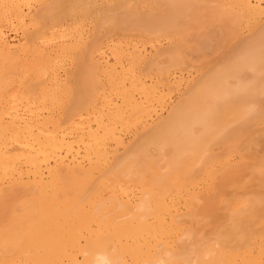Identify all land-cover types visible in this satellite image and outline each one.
<instances>
[{"label":"bare ground","instance_id":"bare-ground-1","mask_svg":"<svg viewBox=\"0 0 264 264\" xmlns=\"http://www.w3.org/2000/svg\"><path fill=\"white\" fill-rule=\"evenodd\" d=\"M37 6L0 0V264H264V0Z\"/></svg>","mask_w":264,"mask_h":264},{"label":"rangeland","instance_id":"rangeland-1","mask_svg":"<svg viewBox=\"0 0 264 264\" xmlns=\"http://www.w3.org/2000/svg\"><path fill=\"white\" fill-rule=\"evenodd\" d=\"M30 2H31L32 10H33V9L35 10V8L38 9L39 6H37V5H38L40 2L42 3L43 0H41V1H39V0L37 1V0H36V2H38V3H36L35 0H30ZM33 3H34V4H33ZM35 3H36V4H35ZM35 6H37V7H35ZM17 27H19V25L14 26V27L12 28V30H11V29H10V30H7V34H8L9 39H10L12 42H14V43H17V42H18L19 40H21V38H22V32H23V30H21L22 27H21V26H20L21 28H17ZM14 28H15V29L17 28L16 30H17L18 32H17ZM187 50H188L189 52H188ZM190 50H191V52H190ZM190 50H189V48L186 49V56H187V58H190V56H191L192 60H193V59H194V60H195V59H199V60H197L196 62H194V61L192 62V60H191L192 63H195V64H196L198 61L201 60V59H200L201 57H198V58H197V55H195V53L197 54L198 52H196V51H194V50H192V49H190ZM193 52H195V53H193ZM188 54H190V55H188ZM211 55H212V54L208 55V56L211 57L210 59H212V57H214V56L216 57L217 54H213V56H211ZM199 56H200V54H199ZM215 57L213 58V60H214V61H212L213 63L210 62L212 65H213V64L216 62V60H217V57H216V59H215ZM191 58H190V59H191ZM206 59H208V57H207ZM208 60H209V59H208ZM211 64H209V65H211ZM63 67H64V68H63ZM71 67H73V66L71 65V62H70L69 60H65V62L62 63V68H60V70L63 69V70H61V72H60L62 78H64V77L66 78L67 75H65V74H67L66 72L69 71V70L71 69ZM63 72H64V73H63ZM183 88H185V87H183ZM183 88L180 89V90H181V93H182L183 90H184ZM180 90L176 91V93L179 94V95H176L175 93L173 94L174 96L172 95V97H171L172 99L169 100V101H171V104H172V103H175L176 100L178 99V97L180 96V94H181V93H180ZM176 96H177V97H176ZM175 98H177V99H175ZM173 100H175V101H173ZM169 101H168V100L166 101L165 106H166V104H167ZM171 104L168 103L167 106H166L165 108H167V107L170 106ZM162 112H163V113H162L161 115L164 116V115L166 114V110H163ZM164 112H165V113H164ZM257 149H259V148H257ZM259 150H261V149H259ZM259 150H258V153H261L262 151H259Z\"/></svg>","mask_w":264,"mask_h":264}]
</instances>
